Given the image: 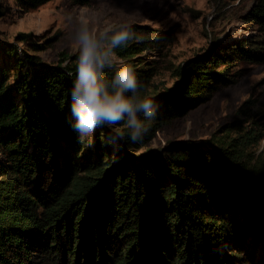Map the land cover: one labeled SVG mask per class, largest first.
I'll use <instances>...</instances> for the list:
<instances>
[{
	"label": "trees",
	"instance_id": "16d2710c",
	"mask_svg": "<svg viewBox=\"0 0 264 264\" xmlns=\"http://www.w3.org/2000/svg\"><path fill=\"white\" fill-rule=\"evenodd\" d=\"M15 1L31 10L49 0ZM243 18L250 34L187 59L174 85L152 95L158 60L144 55L162 52L166 34L139 36L131 25L141 39L117 54L133 65L141 94L159 103L136 144L110 142L107 127L91 144L79 139L74 54L46 62L19 47L23 33L0 38V264H264V157L252 150L264 128L246 119L249 99L236 109L244 119L209 138L141 151L175 117L237 82L240 62L264 63V0Z\"/></svg>",
	"mask_w": 264,
	"mask_h": 264
},
{
	"label": "rangeland",
	"instance_id": "374dc122",
	"mask_svg": "<svg viewBox=\"0 0 264 264\" xmlns=\"http://www.w3.org/2000/svg\"><path fill=\"white\" fill-rule=\"evenodd\" d=\"M253 1L89 0L80 4L74 0H49L38 8L21 10L15 0H3L0 38L17 41V35L23 33L26 37L17 41L19 47H27L43 61L54 63L74 52L66 35L69 16L84 22L94 32L116 22L137 26L139 36H157L163 32L166 40L162 52L151 50L144 55L158 60L147 94L152 95L174 85L175 70L187 59L250 34L243 17ZM34 43L43 48H34ZM239 64L244 67V74L237 82L218 87L208 101L175 117L141 151L159 148L169 141L181 143L209 138L224 124L246 117L236 114L237 107L246 99L251 101L250 117L246 119L258 121L264 128V63ZM252 150L254 155L264 157V131Z\"/></svg>",
	"mask_w": 264,
	"mask_h": 264
},
{
	"label": "clouds",
	"instance_id": "9594fccd",
	"mask_svg": "<svg viewBox=\"0 0 264 264\" xmlns=\"http://www.w3.org/2000/svg\"><path fill=\"white\" fill-rule=\"evenodd\" d=\"M66 25L75 55L70 111L79 139L91 144L97 127H107L110 142L125 136L133 144L143 141L158 116L159 103L141 94L133 65L116 51L141 38L126 22L94 32L69 16Z\"/></svg>",
	"mask_w": 264,
	"mask_h": 264
}]
</instances>
